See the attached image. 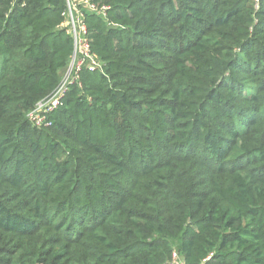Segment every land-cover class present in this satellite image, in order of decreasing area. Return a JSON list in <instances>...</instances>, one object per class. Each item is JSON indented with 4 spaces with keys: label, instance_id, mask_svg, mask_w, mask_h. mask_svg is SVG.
I'll return each instance as SVG.
<instances>
[{
    "label": "trees",
    "instance_id": "16d2710c",
    "mask_svg": "<svg viewBox=\"0 0 264 264\" xmlns=\"http://www.w3.org/2000/svg\"><path fill=\"white\" fill-rule=\"evenodd\" d=\"M91 1L37 127L66 2L0 0V264H264V0Z\"/></svg>",
    "mask_w": 264,
    "mask_h": 264
},
{
    "label": "built area",
    "instance_id": "2783aa9c",
    "mask_svg": "<svg viewBox=\"0 0 264 264\" xmlns=\"http://www.w3.org/2000/svg\"><path fill=\"white\" fill-rule=\"evenodd\" d=\"M65 2L66 6L62 12V25L72 39L73 49L67 68L62 74L58 85L47 97L38 101L28 112V119L37 127L45 124L47 116L57 109L67 94L69 87L76 82L79 83L82 70L99 71L102 70L103 66V63L90 46L88 27L85 22V11L105 17L110 7L107 5L98 7L91 0H65ZM167 264H185V262L178 252L173 251Z\"/></svg>",
    "mask_w": 264,
    "mask_h": 264
}]
</instances>
